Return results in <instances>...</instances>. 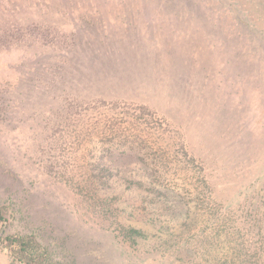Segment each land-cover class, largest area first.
<instances>
[{"label":"rangeland","instance_id":"374dc122","mask_svg":"<svg viewBox=\"0 0 264 264\" xmlns=\"http://www.w3.org/2000/svg\"><path fill=\"white\" fill-rule=\"evenodd\" d=\"M0 207V264H264V0H0Z\"/></svg>","mask_w":264,"mask_h":264},{"label":"trees","instance_id":"16d2710c","mask_svg":"<svg viewBox=\"0 0 264 264\" xmlns=\"http://www.w3.org/2000/svg\"><path fill=\"white\" fill-rule=\"evenodd\" d=\"M141 109L150 113L146 107L142 106ZM185 154L188 156L187 152ZM191 161L195 163V159L191 158ZM115 164L116 158L103 156L99 164L102 167V172L97 175L100 182H114V188L117 184V175L114 173ZM188 217L189 215L186 219ZM0 223H8L6 209L3 207H0ZM123 228L125 229L124 238L126 240L136 242L137 238H147L144 228L135 227L134 225H124ZM3 246L8 251L13 264H61L55 260L51 249L34 235H6L3 239ZM244 262L250 261L245 260Z\"/></svg>","mask_w":264,"mask_h":264}]
</instances>
